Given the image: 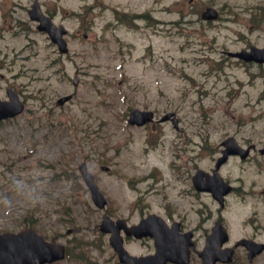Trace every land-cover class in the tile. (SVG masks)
<instances>
[{"label":"rangeland","instance_id":"374dc122","mask_svg":"<svg viewBox=\"0 0 264 264\" xmlns=\"http://www.w3.org/2000/svg\"><path fill=\"white\" fill-rule=\"evenodd\" d=\"M34 1L0 0V97L12 87L25 102L0 122V232L31 225L67 244L71 257L53 264H121L99 227L104 212L129 223L156 213L194 229L190 264H202L220 217L226 245L264 241V63L228 55L264 46V0H38L68 30L67 53L29 17ZM212 7L218 18H203ZM134 108L156 119L174 111L178 128L131 125ZM229 135L256 149L220 169L237 187L222 209L191 176L212 171ZM82 162L109 200L105 210L82 181ZM125 246L154 251L149 237H125ZM230 264H264V252L249 261L239 246Z\"/></svg>","mask_w":264,"mask_h":264},{"label":"water","instance_id":"95a60500","mask_svg":"<svg viewBox=\"0 0 264 264\" xmlns=\"http://www.w3.org/2000/svg\"><path fill=\"white\" fill-rule=\"evenodd\" d=\"M33 19L40 21L39 29L49 32L52 40L56 42L61 51H67V42L63 35L66 32L64 26H56L51 18L45 15L36 1L29 10ZM212 14L211 17H215ZM232 55L239 56L247 61L264 62V47L252 46L250 50L243 49L239 52H233ZM11 101L0 100V119L13 116L23 109V104L19 100L18 95L9 89ZM70 96H65L59 100L63 103ZM153 111H140L135 109L131 112L129 121L131 123L144 124L152 120ZM171 116L168 113L162 117L166 120ZM177 124L176 117L173 118ZM226 148L223 150L217 163L214 174L210 175L203 170H198L193 176L196 187L200 190H211L216 198L223 202V195L231 190V186L227 184L218 172L219 166L226 161L231 153H239L245 158L249 149L242 148L234 137H229L224 141ZM264 152V148L262 149ZM83 178L91 190V196L95 204L103 208L107 199L103 192L95 183L93 175L88 171L87 166L83 163L80 166ZM206 176V178H203ZM178 222H174L170 227L166 221L156 214H149L143 218L139 224L128 227L124 219H118L116 222L108 215L104 214L101 229L103 231L112 232L110 241L114 248L118 251L121 261L127 264H164L168 260L179 264H188L190 260V245H192V232H180ZM121 228H124L127 234H134L137 237L151 235L155 238L156 252L149 255L135 256L130 255L123 246V237L120 235ZM227 238L226 232L220 223L214 227V232L207 237V244L200 255L203 257L204 264H215L217 260L230 261L232 258V249H221L222 242ZM250 249L249 258L252 259L255 254L264 249V244L254 242L252 240H241ZM65 246L59 243L49 242L44 236L38 234L35 229L27 228L20 232H6L0 234V264H42L51 262L65 256Z\"/></svg>","mask_w":264,"mask_h":264},{"label":"flooded vegetation","instance_id":"af4514ba","mask_svg":"<svg viewBox=\"0 0 264 264\" xmlns=\"http://www.w3.org/2000/svg\"><path fill=\"white\" fill-rule=\"evenodd\" d=\"M218 219H221V217H220V218H218Z\"/></svg>","mask_w":264,"mask_h":264}]
</instances>
